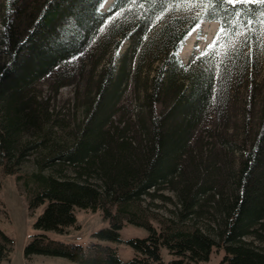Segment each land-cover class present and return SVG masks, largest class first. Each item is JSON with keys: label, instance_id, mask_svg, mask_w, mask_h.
Masks as SVG:
<instances>
[{"label": "trees", "instance_id": "1", "mask_svg": "<svg viewBox=\"0 0 264 264\" xmlns=\"http://www.w3.org/2000/svg\"><path fill=\"white\" fill-rule=\"evenodd\" d=\"M101 2L0 0V173L31 159L35 170L17 177L32 185L29 207L43 205L24 257L194 264L221 251L217 264H264L263 24L227 37L238 51L223 63L201 56L208 47L183 63L188 32L203 19L218 32L219 16L206 18L199 4L113 0L100 11ZM66 85L76 98L71 118L54 103ZM164 188L180 204L176 220L141 205ZM76 208L108 220L98 239L123 241V218L148 233L124 240L133 251L125 260L109 243L46 233L79 228ZM202 214L211 220L204 229L186 222ZM162 247L174 256L165 261Z\"/></svg>", "mask_w": 264, "mask_h": 264}, {"label": "rangeland", "instance_id": "2", "mask_svg": "<svg viewBox=\"0 0 264 264\" xmlns=\"http://www.w3.org/2000/svg\"><path fill=\"white\" fill-rule=\"evenodd\" d=\"M113 0L103 1L99 4L100 11H106L110 8ZM199 25V27H197ZM219 25L216 20L203 19L197 23L187 34L186 38L177 51V56L183 63L189 62L198 53L205 51L209 44L213 43L214 36ZM0 26V30H1ZM264 32V24L262 25ZM189 33H191L189 35ZM120 46L117 53L122 50ZM128 82L127 97L125 98L128 111L131 112L134 104V93ZM132 92V93H131ZM74 97L73 85H66L59 89L54 103L62 108V115L71 118L75 115L73 103ZM35 170L34 163L31 159H27L19 166V171L11 174L0 173V229L5 233L9 240H5L0 235V242L6 247L5 255L0 253V264H81L64 256L33 254L29 258L24 257L23 247L30 236L37 230L33 226L36 216L41 212L43 205L34 209L29 207V200L33 194L32 185L26 182L27 177ZM23 174L24 177H17V174ZM141 205L147 208L149 213H154L160 217H170L176 220L179 213L180 204L176 198L175 192L168 188H164L152 196H145ZM76 223L79 228L69 227L65 233H57L53 230H47L46 233L54 238H61L77 243H85L89 240H98L100 242L109 243L118 248L120 256L123 260L132 255L131 247L124 242L125 239L132 236H144L148 233V229L144 226L135 225L123 218V224L120 229L121 239L123 241H110L98 239L93 233L108 226V220L104 218L99 211H85L82 208H76ZM156 222V220H154ZM199 225L205 228L211 220L208 216H194L186 222ZM162 258L167 261L174 255L169 254L166 248L162 247ZM222 252L212 251L209 259L198 261L194 264H217Z\"/></svg>", "mask_w": 264, "mask_h": 264}, {"label": "snow or ice", "instance_id": "3", "mask_svg": "<svg viewBox=\"0 0 264 264\" xmlns=\"http://www.w3.org/2000/svg\"><path fill=\"white\" fill-rule=\"evenodd\" d=\"M155 3L160 4L161 8L166 4H173L176 7H185V10L199 4L205 8L206 18L215 19L219 16L221 26L216 38L201 56H220L221 63L230 59L233 52L238 51L227 37L244 35L247 31L254 30V25L264 24V0H155ZM217 44H220L222 51H214Z\"/></svg>", "mask_w": 264, "mask_h": 264}, {"label": "bare ground", "instance_id": "4", "mask_svg": "<svg viewBox=\"0 0 264 264\" xmlns=\"http://www.w3.org/2000/svg\"><path fill=\"white\" fill-rule=\"evenodd\" d=\"M104 2L107 1V0H103Z\"/></svg>", "mask_w": 264, "mask_h": 264}]
</instances>
